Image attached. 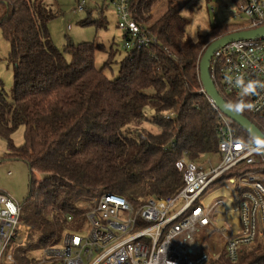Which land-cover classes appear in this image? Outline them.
Wrapping results in <instances>:
<instances>
[{
	"label": "trees",
	"instance_id": "trees-1",
	"mask_svg": "<svg viewBox=\"0 0 264 264\" xmlns=\"http://www.w3.org/2000/svg\"><path fill=\"white\" fill-rule=\"evenodd\" d=\"M48 1L0 0V31L11 45L14 69L12 101L0 90V138L7 141L11 157L29 167L32 194L27 202L34 228L46 234L42 247L63 225L85 219L84 199L105 194L132 202L175 197L185 186L180 160L198 163L219 154L221 117L203 93L199 68L206 46L240 28L226 27L195 44L179 45L174 23L182 0H139L136 15H148L159 44L126 51L118 76L110 79L105 70L114 63L113 49L72 41L64 50L57 48L49 28L57 15ZM156 6L158 18L151 14ZM104 20L84 25L105 28ZM99 53L108 55L102 69L96 67ZM233 101L230 105L264 134L247 107H236L251 99ZM21 128L24 143L17 147L13 136ZM240 172L230 171L216 185ZM37 174L44 179L37 181ZM209 263L264 264V240L242 248L236 262L224 254Z\"/></svg>",
	"mask_w": 264,
	"mask_h": 264
},
{
	"label": "built area",
	"instance_id": "built-area-1",
	"mask_svg": "<svg viewBox=\"0 0 264 264\" xmlns=\"http://www.w3.org/2000/svg\"><path fill=\"white\" fill-rule=\"evenodd\" d=\"M235 2L248 24L216 40L264 28V0ZM138 4L139 0H112L126 51H142L159 44L147 25L148 15H136ZM84 5L80 4V11ZM211 77L229 105L234 99H251L253 107L247 113L256 124L264 126V87L260 86L264 84V37L224 45L211 60ZM250 82H258L256 90L246 93ZM209 101L221 117L219 166L206 170L196 162L180 160L177 168L184 174L185 186L175 197H147L132 202L105 194L84 199L80 206L89 222L88 235H68L64 246L45 250L42 261L36 264H208L224 254L236 262L242 248L264 240V143L241 137L237 124ZM242 167L252 170L244 173ZM232 170L241 174L209 193ZM236 183L254 192L244 195L248 201L241 207L236 205L240 201L237 192L230 188ZM224 189L231 196L224 193L208 201ZM230 210L237 225L230 218ZM21 213V205L0 191V264H7L5 255L12 242L22 244ZM212 238L218 239L222 252H212ZM8 260L13 261L12 256Z\"/></svg>",
	"mask_w": 264,
	"mask_h": 264
},
{
	"label": "rangeland",
	"instance_id": "rangeland-1",
	"mask_svg": "<svg viewBox=\"0 0 264 264\" xmlns=\"http://www.w3.org/2000/svg\"><path fill=\"white\" fill-rule=\"evenodd\" d=\"M85 3L84 10L79 6ZM49 7L57 15V18L49 23L53 41L58 49L64 50L69 41L75 44L95 42L104 44L107 50L113 49L116 53L114 63L105 70L110 79H115L120 71V63L126 56L124 49V37L118 29V21L112 5V0H49ZM177 19L174 23L175 41L179 45H190L208 37L214 32H223L226 27H242L248 24V19L241 15L239 5L235 0H182L179 3ZM159 8L156 6L151 14L159 16ZM105 18V28L98 29L94 24L85 26L87 22H95ZM152 21L147 25L151 26ZM232 32V31H231ZM208 46L205 47V49ZM11 45L3 37L0 31V90L4 91L8 100L12 101L14 89V69L9 59ZM108 60V55L99 53L96 59V67L102 69ZM25 129L21 128L13 136L14 145L19 147L24 143ZM6 140L0 138V191L8 194L21 205L20 225L22 235L26 232L24 222L29 223V231L26 240L21 237V245L12 242L5 255L7 264H36L42 261L45 250L62 247L65 239L70 234L87 236L89 233V222L85 218L60 227L56 236L47 247L41 246V241L46 234L40 229L34 228V222L30 216L31 203L27 202L32 194L30 170L25 162L13 159ZM221 163V155H215L203 159L198 164L205 166L206 170L216 168ZM238 177V176H237ZM44 175L37 174V181H42ZM219 185L211 188L210 192L219 189ZM233 192H237L241 204L248 201L246 194H254L253 190L236 183L230 186ZM25 218V219H24ZM212 252L220 253L222 249L217 238L209 240ZM210 247V246H209ZM12 256L13 261L8 257ZM213 264V263H208Z\"/></svg>",
	"mask_w": 264,
	"mask_h": 264
},
{
	"label": "water",
	"instance_id": "water-1",
	"mask_svg": "<svg viewBox=\"0 0 264 264\" xmlns=\"http://www.w3.org/2000/svg\"><path fill=\"white\" fill-rule=\"evenodd\" d=\"M264 37V28L254 31L234 33L222 39L212 42L206 49L200 62V77L204 93L215 103L219 110L232 119L241 127L250 137L260 144L264 143V134L248 118L232 108L224 98L219 94L215 83L211 77V60L214 54L224 45L237 40L258 39Z\"/></svg>",
	"mask_w": 264,
	"mask_h": 264
},
{
	"label": "clouds",
	"instance_id": "clouds-1",
	"mask_svg": "<svg viewBox=\"0 0 264 264\" xmlns=\"http://www.w3.org/2000/svg\"><path fill=\"white\" fill-rule=\"evenodd\" d=\"M257 83H258V82H250V83L248 84V86L246 87L245 92H246V93L255 92L256 87H257ZM260 86H261V87H264V84H261ZM236 107H237L238 110H243L245 107L251 109V108L253 107V105H252V104H247V105H245L243 102H241V103L238 104ZM258 143H259V141H258Z\"/></svg>",
	"mask_w": 264,
	"mask_h": 264
},
{
	"label": "bare ground",
	"instance_id": "bare-ground-1",
	"mask_svg": "<svg viewBox=\"0 0 264 264\" xmlns=\"http://www.w3.org/2000/svg\"><path fill=\"white\" fill-rule=\"evenodd\" d=\"M224 193H225V194H228L229 196H231L229 190L224 189V190H221V191L216 192L215 194L211 195V196L208 198V201H211L213 198H216V197H218L219 195L224 194ZM230 208H232L231 205H230ZM230 218H231L232 222H233L235 225H237V220H236V218H235V216H234V213H233L231 210H230Z\"/></svg>",
	"mask_w": 264,
	"mask_h": 264
},
{
	"label": "crops",
	"instance_id": "crops-1",
	"mask_svg": "<svg viewBox=\"0 0 264 264\" xmlns=\"http://www.w3.org/2000/svg\"><path fill=\"white\" fill-rule=\"evenodd\" d=\"M24 227H25V229H27L26 232L23 234V235H24V241H25L26 238H27V236H28L27 234H28V230H29L30 227H29V226H24ZM23 235H21V237H22ZM21 239H22V238H20L19 241H20V243H23L24 241L21 242Z\"/></svg>",
	"mask_w": 264,
	"mask_h": 264
}]
</instances>
